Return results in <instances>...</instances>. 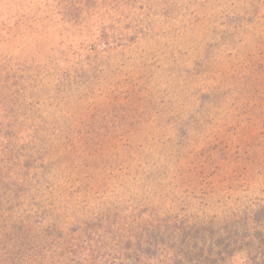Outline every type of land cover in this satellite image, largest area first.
Masks as SVG:
<instances>
[{"label": "rangeland", "instance_id": "1", "mask_svg": "<svg viewBox=\"0 0 264 264\" xmlns=\"http://www.w3.org/2000/svg\"><path fill=\"white\" fill-rule=\"evenodd\" d=\"M0 264H264V0H0Z\"/></svg>", "mask_w": 264, "mask_h": 264}, {"label": "trees", "instance_id": "2", "mask_svg": "<svg viewBox=\"0 0 264 264\" xmlns=\"http://www.w3.org/2000/svg\"><path fill=\"white\" fill-rule=\"evenodd\" d=\"M151 249V248H150ZM150 251V250H149Z\"/></svg>", "mask_w": 264, "mask_h": 264}]
</instances>
